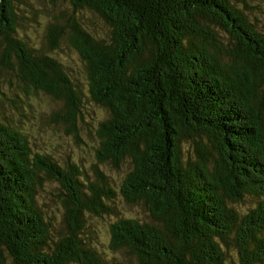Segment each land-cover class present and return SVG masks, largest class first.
Here are the masks:
<instances>
[{
  "label": "trees",
  "instance_id": "16d2710c",
  "mask_svg": "<svg viewBox=\"0 0 264 264\" xmlns=\"http://www.w3.org/2000/svg\"><path fill=\"white\" fill-rule=\"evenodd\" d=\"M68 1L75 16L47 28L45 51L21 34L30 1L0 0V83L15 72L25 97L56 100L45 122L79 141L83 94L50 55L67 42L106 113L98 163L132 168L115 188L99 164L94 176L41 151L38 130L18 118L22 106L12 117L0 89V250L10 264H264V20L256 9L245 0ZM86 13L109 34L83 26ZM186 142L195 158H184ZM51 182L63 230L38 201ZM247 199L244 210L231 205ZM118 200L144 202L152 221L117 215ZM105 215L117 216L109 249L134 260L106 258L94 245L92 219Z\"/></svg>",
  "mask_w": 264,
  "mask_h": 264
},
{
  "label": "rangeland",
  "instance_id": "374dc122",
  "mask_svg": "<svg viewBox=\"0 0 264 264\" xmlns=\"http://www.w3.org/2000/svg\"><path fill=\"white\" fill-rule=\"evenodd\" d=\"M29 5L26 6V11L23 13V26L21 34L27 37L30 41V45L47 51V28L57 21L63 24H67V19L71 16H75L72 7L68 0H29ZM252 8L256 9L252 13L258 18L264 20V0H245ZM240 6L242 4L240 2ZM83 26L88 25V29L92 33H99L108 35L109 29L104 23L94 16L92 13H86L81 19ZM226 44V38L222 40ZM61 50L51 52L50 55L61 60L66 70L70 73L71 80L73 79L78 89L83 94L84 106L82 108L83 120L80 122V140L74 136H69L65 132V126H51L45 122L47 112L53 108L59 106V103L53 98L35 93L29 97H25L23 93V84L17 77L15 72L4 76L1 79V91L4 95H1L4 102L7 105L12 117L20 115V112H16L17 109L22 106L25 116L18 117L23 121V125L35 127L39 132L38 148L41 151L52 154L59 161H67L68 158L74 162H77L95 176L93 170V164L98 163L96 158V150L98 148L97 129L98 123L106 116L103 108L92 101L89 94V82L86 72V64L82 60L80 54L69 46L67 42L61 44ZM54 54V55H53ZM32 102L33 105L30 108L26 106V103ZM26 129V130H27ZM184 158H195V145H190V142L184 143ZM103 172L106 173L111 179L110 183L113 187L119 188L124 176L132 168V164L127 160L119 169H115L110 165L99 164ZM110 175V176H109ZM57 184L51 182L48 187L43 190H39L38 201L43 203V207L46 209L48 217L55 216L58 225L63 230V223L61 221V215L63 207L61 200L58 197ZM252 199H247L245 202H240L235 205L237 208L244 210L248 205L252 204ZM117 207L119 214L128 215L133 218L139 219V221H152V213L149 206L144 202L128 205L124 200L117 201ZM121 212V213H120ZM117 219V216L105 215L100 219H92V225L95 229L94 245L104 253V257L112 258L116 256L120 259L134 258L126 250L114 253L109 249V241L111 237L110 225ZM6 250H0V262L3 264H10L11 258L7 254ZM234 260L235 255L232 254ZM226 264H232L231 260H227Z\"/></svg>",
  "mask_w": 264,
  "mask_h": 264
}]
</instances>
